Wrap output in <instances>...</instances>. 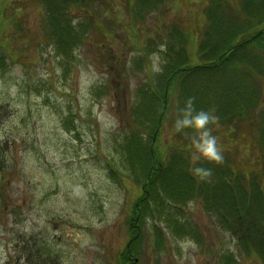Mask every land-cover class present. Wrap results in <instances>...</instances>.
I'll return each instance as SVG.
<instances>
[{
	"label": "rangeland",
	"instance_id": "rangeland-1",
	"mask_svg": "<svg viewBox=\"0 0 264 264\" xmlns=\"http://www.w3.org/2000/svg\"><path fill=\"white\" fill-rule=\"evenodd\" d=\"M106 3L111 10L98 7L99 16L110 18L106 46L87 38L63 69L51 47L32 38L43 35L40 5L6 2L0 39H7L4 44L17 60L0 67V264H35L37 258L40 264H115L117 251L126 244L127 213L138 185L127 165H121L116 144L131 128L129 107L138 98L136 88L160 69L162 57L154 42L162 47L160 37L170 24L201 25L206 0L164 1L162 9L134 28L122 0ZM12 15L25 38L14 37L8 25ZM188 47L191 51L192 41ZM143 51L150 69L135 64ZM175 118L176 100L161 133L169 145ZM63 119L74 128H65ZM218 132L222 150L236 146L238 158L245 160L242 138L232 143ZM107 161L123 176H110ZM165 203V213L197 226L202 243L174 233L165 219L149 212L136 264H221L227 251L237 264H258L239 256L235 237L213 213L202 210L201 202Z\"/></svg>",
	"mask_w": 264,
	"mask_h": 264
},
{
	"label": "trees",
	"instance_id": "trees-1",
	"mask_svg": "<svg viewBox=\"0 0 264 264\" xmlns=\"http://www.w3.org/2000/svg\"><path fill=\"white\" fill-rule=\"evenodd\" d=\"M27 1L39 4L42 16L43 35L41 39L38 35L32 38L50 46L63 69L71 64L75 49L87 38L92 37L98 47L106 46L105 23L110 18L99 16L98 7L111 10L107 0ZM164 1L171 2L122 0L131 28L144 22L152 11L162 9ZM6 2L0 0V20ZM203 17V23L194 28L170 24L160 37L162 47L155 42L147 44L160 52L162 61L160 69L136 88L138 98L129 107L131 128L116 144L120 163L127 165L130 178L138 185V194L128 209L127 241L117 251L115 264H136L149 212L165 219L174 233L202 243L196 225L164 212L166 199L178 204L201 202L202 210L213 213L217 224L235 237L239 256L264 264V0H206ZM9 24L16 32L14 37L25 38V29L15 15ZM6 40L0 39V67L6 60H17L8 52L11 47L4 44ZM135 64L150 69L148 54L141 52ZM188 97L193 98L196 109H211L217 115V122L210 128L218 139V130L232 143L242 138L247 151L245 160L238 158L236 146L222 150V162H199L211 170L210 175L200 177L192 173L189 164L191 138L195 135L191 130L172 131L178 142L170 137L171 145L161 141L173 101L176 100L177 116ZM69 122L62 120L65 128L72 130L74 125ZM106 165L110 176H123L109 161ZM153 229L160 237L157 227ZM227 252L220 256V263L237 264L234 254ZM40 263L37 258L35 264Z\"/></svg>",
	"mask_w": 264,
	"mask_h": 264
},
{
	"label": "clouds",
	"instance_id": "clouds-1",
	"mask_svg": "<svg viewBox=\"0 0 264 264\" xmlns=\"http://www.w3.org/2000/svg\"><path fill=\"white\" fill-rule=\"evenodd\" d=\"M178 115L172 122V131L183 132L191 130L195 135L191 138L192 149L189 155V164L194 175L206 177L211 170L200 165V161L220 163L223 160L222 148L217 136L212 134L210 125L217 122L214 112L196 109L193 98L188 97L183 107L178 109Z\"/></svg>",
	"mask_w": 264,
	"mask_h": 264
}]
</instances>
